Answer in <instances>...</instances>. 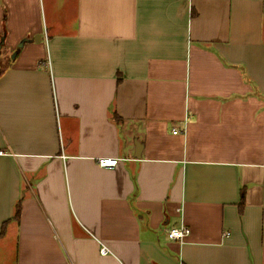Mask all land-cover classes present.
Listing matches in <instances>:
<instances>
[{
    "label": "crops",
    "instance_id": "crops-1",
    "mask_svg": "<svg viewBox=\"0 0 264 264\" xmlns=\"http://www.w3.org/2000/svg\"><path fill=\"white\" fill-rule=\"evenodd\" d=\"M0 264H264V0H0Z\"/></svg>",
    "mask_w": 264,
    "mask_h": 264
},
{
    "label": "built area",
    "instance_id": "built-area-1",
    "mask_svg": "<svg viewBox=\"0 0 264 264\" xmlns=\"http://www.w3.org/2000/svg\"><path fill=\"white\" fill-rule=\"evenodd\" d=\"M175 132H177V129H174ZM120 158L116 156H100L97 158V162L102 167H114L118 164ZM191 232L190 227H188L185 224H181L179 226H172L168 228L167 235L170 239L175 240H184ZM230 234L229 232L226 233V235ZM102 254H108L110 253V249L102 243L101 249Z\"/></svg>",
    "mask_w": 264,
    "mask_h": 264
},
{
    "label": "trees",
    "instance_id": "trees-1",
    "mask_svg": "<svg viewBox=\"0 0 264 264\" xmlns=\"http://www.w3.org/2000/svg\"><path fill=\"white\" fill-rule=\"evenodd\" d=\"M19 213V208L17 209V214Z\"/></svg>",
    "mask_w": 264,
    "mask_h": 264
},
{
    "label": "water",
    "instance_id": "water-1",
    "mask_svg": "<svg viewBox=\"0 0 264 264\" xmlns=\"http://www.w3.org/2000/svg\"><path fill=\"white\" fill-rule=\"evenodd\" d=\"M138 155V154H137Z\"/></svg>",
    "mask_w": 264,
    "mask_h": 264
}]
</instances>
